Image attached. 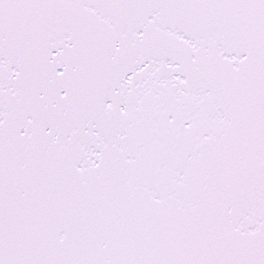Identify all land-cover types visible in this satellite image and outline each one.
<instances>
[{"label":"snow or ice","instance_id":"obj_1","mask_svg":"<svg viewBox=\"0 0 264 264\" xmlns=\"http://www.w3.org/2000/svg\"><path fill=\"white\" fill-rule=\"evenodd\" d=\"M0 264H264V0H0Z\"/></svg>","mask_w":264,"mask_h":264}]
</instances>
